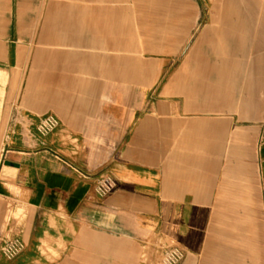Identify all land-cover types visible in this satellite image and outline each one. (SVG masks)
<instances>
[{"label":"crops","instance_id":"crops-1","mask_svg":"<svg viewBox=\"0 0 264 264\" xmlns=\"http://www.w3.org/2000/svg\"><path fill=\"white\" fill-rule=\"evenodd\" d=\"M158 6L0 0V264H264V0H215L143 113L147 28L182 54L200 25Z\"/></svg>","mask_w":264,"mask_h":264},{"label":"rangeland","instance_id":"rangeland-1","mask_svg":"<svg viewBox=\"0 0 264 264\" xmlns=\"http://www.w3.org/2000/svg\"><path fill=\"white\" fill-rule=\"evenodd\" d=\"M183 1L189 3L190 10L192 11L191 12V14H192L191 18L194 17V13H195L196 9L198 10V12L201 16H200L199 28L193 34L192 39L190 40L188 46L184 49V52L182 54H177V51H175V50L171 51L169 49L170 46H168L167 43L166 44L162 43V41L160 40V36H161L162 30H163V27L160 26V20H161V18L165 17L164 15L159 14L157 16V19L159 22L158 25L153 24V25H151V27L147 28L148 31H150V29H151V34L156 35V33L158 32L156 38L154 39V44H156L159 48H163L166 45L167 48H163V49H165L164 50L165 55H164V60H163V64H162V70H161L160 78L157 81V83L148 92H146V95L143 98L144 99L143 113H147L150 110V108L152 107V103H157L161 100L159 98L160 97L159 95L162 91L163 86L165 85L167 80L171 77V75L174 74L179 69L182 61L184 60L185 55L188 52L189 46L192 45L196 36L198 35L199 31L201 30L202 26L204 25L205 20L201 19V18H203L204 14L210 13L208 11V9L211 8L212 3L215 0H158V2H159L158 7L164 8L165 10L168 9V10L178 11V6H180L181 2H183ZM238 1H244V0H238ZM4 96L0 92V100H3ZM1 112H2V107H0V116H1ZM40 117L41 116H39L38 118H40ZM2 125L3 124H1V118H0V127H2ZM165 246H166L165 243L160 241L159 252L157 254L159 264H166L165 263L166 254H162V252L160 251V249L164 248ZM170 253H176V251H171ZM181 259H182V256H181ZM181 259L176 264H179Z\"/></svg>","mask_w":264,"mask_h":264},{"label":"built area","instance_id":"built-area-1","mask_svg":"<svg viewBox=\"0 0 264 264\" xmlns=\"http://www.w3.org/2000/svg\"><path fill=\"white\" fill-rule=\"evenodd\" d=\"M59 126L58 119L51 114H46L39 118L36 132L40 137H46L52 132H54ZM103 191H99V194H102ZM22 249L21 243L17 241H8L2 247V254L6 258L10 259L16 256ZM182 254L179 252L170 253L166 256V264H176L181 259Z\"/></svg>","mask_w":264,"mask_h":264}]
</instances>
